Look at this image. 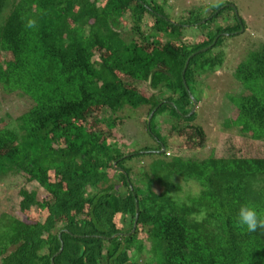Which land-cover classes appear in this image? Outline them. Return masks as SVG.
<instances>
[{
	"label": "trees",
	"instance_id": "16d2710c",
	"mask_svg": "<svg viewBox=\"0 0 264 264\" xmlns=\"http://www.w3.org/2000/svg\"><path fill=\"white\" fill-rule=\"evenodd\" d=\"M162 9L148 0H0V52L11 56L0 65V87L32 102L17 119L0 124V183L22 178L3 194L14 192L22 212L39 209L33 221L0 212V264H264V232H248L236 218L244 203L264 214V38L250 43L249 62L233 74L250 92L234 107L237 125L253 133L241 134L243 144L230 145L222 159L194 163L178 156L169 164L152 161L147 171L131 162L154 154L152 148L118 149L110 123L137 104L132 81L163 84L171 95L153 104L146 99L149 130L168 107L172 117L189 122L173 126L169 137L188 128L202 134L191 125L194 113L188 116L194 74L221 65L218 56L209 58L218 35L245 27L231 8L235 26L185 44L184 24L165 21ZM222 11L191 25L203 32ZM145 15L154 18V32L130 39L126 22L138 34ZM30 18L33 29L25 27ZM166 33L174 43L159 46L154 35ZM97 109L109 117L91 126ZM164 149L167 158L171 150ZM173 177L200 185L190 204L174 199ZM201 211L206 216L197 222L194 214Z\"/></svg>",
	"mask_w": 264,
	"mask_h": 264
},
{
	"label": "rangeland",
	"instance_id": "374dc122",
	"mask_svg": "<svg viewBox=\"0 0 264 264\" xmlns=\"http://www.w3.org/2000/svg\"><path fill=\"white\" fill-rule=\"evenodd\" d=\"M148 2L160 4L163 8L165 21L174 25L184 24L182 25L184 28L181 29L180 34L183 36L182 41L185 44H192L195 41L206 42L209 39L208 34L218 33L220 27L230 28L235 26V22L230 15L231 8H234V13L243 19L245 27L239 34L229 35V33H223L218 35L215 38L216 41L218 40L216 42L217 46H209L211 49L209 58L218 56V61L221 65L217 64L213 68L204 67V70L199 67L194 74L193 80L195 84L190 85L188 94L191 102V97L196 102L195 116L192 119L191 125L194 124L200 127L203 135L196 130L188 128L180 131L178 134L173 133L169 137L173 126L177 127L178 125L181 129L182 126L189 124V122L185 121L182 117L179 121L176 118L178 116L172 117L170 114L171 110L168 107L161 114H157L154 117L153 122L156 128L149 130L148 120L150 121L152 114L147 117L150 105L145 103L146 99L149 98L148 103L153 104L166 100L171 95L163 84H159L157 88H150L146 83L132 81L130 86L136 90L139 96H137V104L135 106L124 107L115 116L116 119L110 123V127L114 131L113 136H118L116 141L117 145H119L118 149L123 152H134L140 149L152 148L150 152H154V154H142L132 159L131 164H134V168L139 164L141 167H144L141 171L150 169L152 161L161 160L169 164L178 156L190 159L194 163L210 160L211 156L222 159L225 157L224 154L228 152L230 145L240 146L245 142V138H241V134L248 135L249 137L253 135L246 128L245 123L238 126L235 121L236 111L234 107L236 108V102L242 95H248L250 92L246 89L247 85L237 81L233 74L239 64L249 62L250 56H248V53H250V48L252 50L254 48L250 47V43H254L256 38H264V0H219L218 4L217 0H148ZM225 7H229V9ZM217 8L219 10L223 9L220 17L215 19L203 32L197 31L195 25H191L198 18H208ZM158 16L163 17L160 14ZM129 20L126 22V25L128 24L127 32L130 34V39H139V34H143L146 37L152 33L151 24L154 21L153 17L145 15L141 23L140 33L138 31V34L135 30L136 26H133V23H130ZM202 23L203 21L197 25ZM131 26L134 28L135 33L131 30ZM154 36L155 38L153 39L159 46L173 40L167 33L162 35L156 34ZM175 44L178 45L176 42ZM145 47L150 49L151 44L149 43ZM206 49L200 52L204 53ZM10 59V54L0 52V65L2 68L4 63ZM174 67L176 68L178 65L176 64ZM182 79L184 81L183 76ZM163 81L166 82L165 80ZM31 103L26 97L17 95L16 93L11 94L8 89L0 87V124L17 119ZM108 114V110L100 109L99 112V109H97L89 117L88 121L93 126L95 119L100 117L107 118L109 117ZM145 121H147V125H145ZM161 141L165 143V145L161 146V150L164 146L171 150L169 151L170 156L167 158L163 156V153L160 152L161 150L155 151L157 144ZM178 148L180 149L179 153L177 152ZM128 162L127 165L130 164V161ZM137 169H140V166ZM115 170L124 173L119 168ZM112 176L116 179L118 177L116 173H113ZM23 181L22 178H11L7 185L0 183V212L5 210L20 220L27 219L33 221L39 215L38 208H32L29 212H22L18 208L19 197L14 192L3 194L4 190L9 189L10 183L20 184ZM134 181L137 180L134 179ZM170 182L177 188V191L172 193L174 199L186 204H190L199 195L201 190L199 184L193 180H184L182 177H173ZM140 187L144 189L142 184ZM155 189L158 188L156 187ZM36 190H40V188L38 187ZM3 195H5L4 198H2ZM145 247L148 249V243H146ZM130 252L133 254L134 250Z\"/></svg>",
	"mask_w": 264,
	"mask_h": 264
},
{
	"label": "clouds",
	"instance_id": "9594fccd",
	"mask_svg": "<svg viewBox=\"0 0 264 264\" xmlns=\"http://www.w3.org/2000/svg\"><path fill=\"white\" fill-rule=\"evenodd\" d=\"M219 0H217L218 4ZM25 27L33 29L36 27L35 19H27ZM206 216L204 211L198 215L194 214L197 222L202 221ZM236 218L241 227L246 228L248 232H257L258 230L264 232V214L257 211L256 207L251 203L241 204L237 210Z\"/></svg>",
	"mask_w": 264,
	"mask_h": 264
},
{
	"label": "water",
	"instance_id": "95a60500",
	"mask_svg": "<svg viewBox=\"0 0 264 264\" xmlns=\"http://www.w3.org/2000/svg\"><path fill=\"white\" fill-rule=\"evenodd\" d=\"M191 99H192V105H193V108H192V111L188 114V116H190L191 114H193L194 113V111H195V107H196V102H195V100L191 97ZM148 122H149V120H148ZM164 148H162V150L160 151L161 153H163L164 152ZM114 167H116L115 166V164H114ZM119 170H121V169H119ZM122 171V170H121ZM123 172V171H122ZM138 217V208H137V206H136V212H135V218H134V222H133V226H132V231H131V233H134V231H135V229H136V226H137V218ZM61 250H62V247L60 248V251L58 252V253H60L61 252Z\"/></svg>",
	"mask_w": 264,
	"mask_h": 264
},
{
	"label": "flooded vegetation",
	"instance_id": "af4514ba",
	"mask_svg": "<svg viewBox=\"0 0 264 264\" xmlns=\"http://www.w3.org/2000/svg\"><path fill=\"white\" fill-rule=\"evenodd\" d=\"M165 43H167V42H165ZM169 43L172 44V43H174V42H173V40H171V42H169Z\"/></svg>",
	"mask_w": 264,
	"mask_h": 264
}]
</instances>
